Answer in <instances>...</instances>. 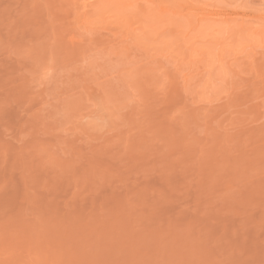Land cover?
Instances as JSON below:
<instances>
[{"label": "rangeland", "instance_id": "1", "mask_svg": "<svg viewBox=\"0 0 264 264\" xmlns=\"http://www.w3.org/2000/svg\"><path fill=\"white\" fill-rule=\"evenodd\" d=\"M0 264H264V0H0Z\"/></svg>", "mask_w": 264, "mask_h": 264}]
</instances>
